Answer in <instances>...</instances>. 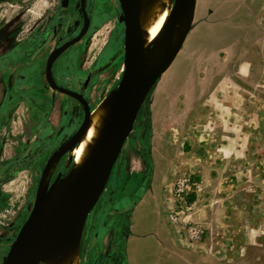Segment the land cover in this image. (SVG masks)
I'll return each instance as SVG.
<instances>
[{"label":"rangeland","instance_id":"1","mask_svg":"<svg viewBox=\"0 0 264 264\" xmlns=\"http://www.w3.org/2000/svg\"><path fill=\"white\" fill-rule=\"evenodd\" d=\"M88 8L92 28L58 63L54 77L57 84L77 90L91 75L86 100L94 107L120 84L125 25L119 21V0H88ZM61 15L70 17L76 33L82 21L80 0H72L67 14L61 13L59 0H0V264L33 210L49 158L73 138L83 120L81 102L46 87L42 70L28 71L20 61L33 35L58 23ZM190 28L182 49L148 95L107 188L88 217L79 244L80 264H101L112 234L108 228L115 226L116 210L123 207L115 201L118 195L133 196L136 204L153 193L154 167L163 177L168 166L153 165L152 136L166 129L177 134L193 100L201 97L234 104L232 109L242 115L230 117V107L214 106L218 116H208L207 129L236 137L203 139L194 150L202 155L201 162L187 166L178 158L172 165L173 182L188 174L201 183L190 214L205 234L190 243L175 225L185 245L183 257L188 264H264V0H196ZM233 82L243 89L230 88ZM217 83L228 84L226 90H213ZM240 100L242 105H236ZM240 130L247 131V137H239ZM182 143L174 139L170 150L178 154ZM227 143L239 150L245 143L247 148L233 153V161L223 150L219 155L225 162L206 165L218 157L214 150ZM192 148L187 144L186 152ZM70 166L68 154L58 162L51 183ZM165 179L160 189L166 194ZM155 216H148L152 227ZM137 232L146 236L141 228ZM141 239L145 247L155 237ZM137 253L135 260L152 263L151 257Z\"/></svg>","mask_w":264,"mask_h":264},{"label":"water","instance_id":"2","mask_svg":"<svg viewBox=\"0 0 264 264\" xmlns=\"http://www.w3.org/2000/svg\"><path fill=\"white\" fill-rule=\"evenodd\" d=\"M119 1L122 10L119 21L125 25L124 72L116 91L109 123L96 152L70 187L65 200L48 220H44L48 198L64 177L62 173H59L55 181L51 183L50 177L48 178L49 171L54 162H59L77 146L81 134L89 124L92 111L82 93L56 85L51 75L54 60L71 46L80 42L89 28L90 22L85 12V0H82L85 31L53 52L49 58L46 72L49 85L53 90L81 102L85 117L71 139V146L61 148L49 158L37 189L33 210L12 243L4 264H42L46 259L75 243L80 244L88 217L107 188L148 95L162 76V74L158 76H147L146 74L144 43L139 18L141 0ZM195 3L196 0H189L188 5L194 9ZM63 4L67 7L68 0H63ZM176 10L177 5L174 7V11ZM182 44L177 47L178 53L182 49ZM173 61L174 59L167 63V68ZM88 83L89 80L84 88Z\"/></svg>","mask_w":264,"mask_h":264},{"label":"crops","instance_id":"3","mask_svg":"<svg viewBox=\"0 0 264 264\" xmlns=\"http://www.w3.org/2000/svg\"><path fill=\"white\" fill-rule=\"evenodd\" d=\"M227 85L228 84L217 83L212 89L217 91L226 90ZM230 86V88H234V90H236V88L243 89L242 85L238 82H233ZM238 104L242 105L241 100L236 101V105ZM187 105L189 104H186V106ZM191 106L192 108L190 110H186L188 112L186 123H184L182 128H178L177 134L166 129L163 131H155L152 136L151 156L153 165H160V163H163V165L168 166L166 173L163 174L166 178V194L162 193L163 190L160 189L164 183L162 180L164 176L161 177L160 173H158L157 169L154 167L153 193L143 196L136 204H132L133 196L125 198L122 197V195H118V197L115 198V201L120 202L123 207L116 210V214L113 218V225L115 226L108 228L109 231H112V234L108 235L109 237L106 239V244H104L105 247L107 246L108 248L100 257L101 264H145L143 261L139 262L135 260L138 254L137 252H143L144 257H142L145 259L146 257H151L152 263L150 262L149 264H188L183 257L185 245L181 240L182 235L179 228L169 220V214L174 204L172 165H174L178 158L182 159L179 163L187 166H192L193 160L197 163L201 162L202 155H199V153L195 154L194 150H197V147H201L199 143L203 142V139L206 140L215 135H220L229 139L236 137L234 133L221 134L219 131L214 132L215 129L211 128L210 131L207 129L210 128V126L207 127L204 122L210 117L214 119L213 116H218L215 109L216 106L230 107L229 109L232 110L230 117L242 115V112L237 111V109H232V107L235 106L234 104L222 103V100L214 97L208 99L205 97L196 98L193 100ZM193 115L195 117L194 121L192 120ZM243 134L247 137V131L245 130H240L238 136L242 138ZM174 139H182L183 142L178 154H174L170 150V146ZM187 144L193 147V151L186 152ZM222 146L224 148L217 149L216 151L214 150L215 153L217 152L216 154H218V157H212L206 165H221V163L225 162L226 159L220 156L223 150L230 152V161H233V153H243L245 148H247L245 143L240 144V150L238 149V145L234 146L231 143L222 144ZM160 147H163V149L160 150ZM206 147L207 144L204 145V148ZM225 147L227 149H225ZM219 160H221V162ZM199 164L201 165L202 163ZM149 215H156L155 217H157V222L154 227L149 223L150 220L148 221ZM163 216H165V219H162ZM140 228L145 231L143 233H145L146 236L155 237L151 246L143 247V245L140 244L141 238L146 237L137 232Z\"/></svg>","mask_w":264,"mask_h":264},{"label":"bare ground","instance_id":"4","mask_svg":"<svg viewBox=\"0 0 264 264\" xmlns=\"http://www.w3.org/2000/svg\"><path fill=\"white\" fill-rule=\"evenodd\" d=\"M188 2L189 0H141L139 18L147 76L163 75L168 70L167 63L176 58L177 47L185 41L192 29L190 23L193 20V8ZM116 91L117 88L108 92L92 110L86 130L69 154L72 159L70 170L48 198L44 220H48L65 200L70 187L96 152L111 117ZM71 143L70 140L62 149L70 147ZM56 167L57 162H54L48 178ZM42 264H80V245L75 243Z\"/></svg>","mask_w":264,"mask_h":264},{"label":"flooded vegetation","instance_id":"5","mask_svg":"<svg viewBox=\"0 0 264 264\" xmlns=\"http://www.w3.org/2000/svg\"><path fill=\"white\" fill-rule=\"evenodd\" d=\"M59 2H60L61 13L62 14H67V12L71 8L72 0H68L67 7H64L63 0H59ZM119 3H120V1H119ZM120 7H121V5H120ZM80 11H81V15H82V21H81L80 28H79V30L76 33H74V34L72 33V28L70 27V21H69L70 17H66V16L61 15V17H59V19H58V23H55L53 26L52 25H48V28H46L43 32L38 31V32H36L33 35L32 43L27 48L26 52H25V50L22 49L23 53L20 56V61L22 62V65L23 66L27 65L28 66V69H27L28 71L29 70L33 71V69L35 67H39L42 70V72H43V76L42 77L44 79V85L46 87H48V88H51V86L49 85V83L47 81L46 72H47V66H48V61H49L50 56L52 55L53 52H55L56 50L60 49L66 43L76 39L81 33H83L85 31V20H84V13H83V10H82V0H80ZM85 12H86V15H87V17L89 19L90 24H89V28H88L85 36L82 38V40L87 37V35H88L89 31L91 30L92 25H93V17H92V14H91V12L89 11V8H88V0H85ZM80 42H78L75 45L71 46L69 49H67L65 52H63L56 60H54V62L52 63V66H51V75H52V79H53V81H54V83L56 85H58V86H60L62 88L77 92V93H82V95L86 99V94H87V92L90 89V85H91V81H92V76L91 75H89L87 77L85 82L83 84H81L80 88L77 89V90H74V89L68 88V87H64L61 84H57L55 82V77H54V74L57 71L58 63L60 61H62V59L66 57V54L74 46H76ZM46 50H47V53L42 58V53L44 51H46ZM88 80H89V83H88L87 87L84 88V86H85V84H86V82ZM29 88H32V87H29ZM33 88H35V87H33ZM89 106H90V108L92 110L95 107V106L92 107L90 103H89ZM91 113H92V111H91ZM84 117H85V112H84V108H83V120H84ZM83 120H82V122H83ZM68 142H66V143H68ZM69 159H70V157H69ZM70 163H71V161H70ZM57 164H58V162H57Z\"/></svg>","mask_w":264,"mask_h":264},{"label":"built area","instance_id":"6","mask_svg":"<svg viewBox=\"0 0 264 264\" xmlns=\"http://www.w3.org/2000/svg\"><path fill=\"white\" fill-rule=\"evenodd\" d=\"M200 188V181L195 176L188 174L179 175L173 187L174 206L169 214V220L181 228L186 240L190 243L199 242L205 234L202 227L195 224L193 216L190 214L195 201L190 202L189 199L191 196L198 195Z\"/></svg>","mask_w":264,"mask_h":264},{"label":"trees","instance_id":"7","mask_svg":"<svg viewBox=\"0 0 264 264\" xmlns=\"http://www.w3.org/2000/svg\"><path fill=\"white\" fill-rule=\"evenodd\" d=\"M143 108H144V106L142 107V109H141V111H140V113H139V115H138V119L140 118V115H141L142 112H143ZM138 119H137V120H138ZM194 200H195V196H191L190 199H189L190 202H193Z\"/></svg>","mask_w":264,"mask_h":264}]
</instances>
